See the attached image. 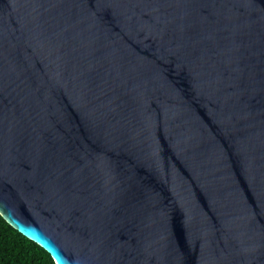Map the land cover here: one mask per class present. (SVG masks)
I'll return each mask as SVG.
<instances>
[{"label": "water", "instance_id": "95a60500", "mask_svg": "<svg viewBox=\"0 0 264 264\" xmlns=\"http://www.w3.org/2000/svg\"><path fill=\"white\" fill-rule=\"evenodd\" d=\"M0 216L54 264H264V0H0Z\"/></svg>", "mask_w": 264, "mask_h": 264}, {"label": "trees", "instance_id": "16d2710c", "mask_svg": "<svg viewBox=\"0 0 264 264\" xmlns=\"http://www.w3.org/2000/svg\"><path fill=\"white\" fill-rule=\"evenodd\" d=\"M0 264H54L38 245L28 240L0 216Z\"/></svg>", "mask_w": 264, "mask_h": 264}]
</instances>
